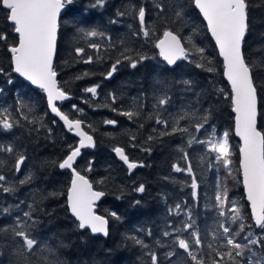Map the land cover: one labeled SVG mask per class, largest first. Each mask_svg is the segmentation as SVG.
I'll list each match as a JSON object with an SVG mask.
<instances>
[{
    "label": "snow or ice",
    "instance_id": "6c2138e0",
    "mask_svg": "<svg viewBox=\"0 0 264 264\" xmlns=\"http://www.w3.org/2000/svg\"><path fill=\"white\" fill-rule=\"evenodd\" d=\"M105 3L106 0H94L92 7L103 8ZM73 4L74 0H0V12L3 13V19L9 29L0 30V46L3 47L8 69H10L9 71L0 66V76L8 77L7 83L12 85L15 81L11 74L15 73L31 85L37 86L46 96L47 109L63 122L68 133L78 138L75 145H68L66 155L54 162L60 170L71 172L67 188L66 211L74 218L73 224L76 230L107 236L109 219L96 214L95 211L96 202L105 195V192L94 190V185L89 178L75 167L77 158L81 156V150L96 146L94 136L85 128H90L92 131L95 129L91 124H86V120L82 118L84 109L73 104V111L81 118L72 119L56 103L71 99L70 93L57 80L54 58L57 53L62 12ZM249 7L248 0H152V10L156 21L162 24V32L156 22L147 20V5L133 4L127 11L118 10L116 13L118 17L130 15L138 20L139 27L132 30L131 36L142 39L158 49L159 57L166 65V71H174L178 61H187L209 73L214 71L212 61L206 55L205 47L197 39L196 27L190 24L189 18L193 11L198 10L199 15L206 22L207 32L215 41L218 54L223 60V76L230 85V93L226 98L230 100L231 111L234 114V134L240 141L239 172L253 221L252 225L245 224L246 218L241 211V205L230 198L227 186L218 179L211 204L217 218L210 228L202 231L197 225L192 208L177 203L168 209L167 214L181 216L183 213L179 226L169 221L167 228L171 231L166 229L162 233L167 242L160 239L155 241L157 248H165L166 251L160 253L152 250L136 235L126 237L143 250V255L149 258L150 264H264V131L258 128L257 84L259 74L264 72V57L259 62L250 61L244 51L246 36L250 30ZM109 23L116 24L118 20L112 19ZM70 26L74 29V38L78 42L82 40L88 48L96 51V61L102 59L99 54L105 47L115 48L119 52V57L104 74L105 79H111L118 71V66L124 62L135 69L145 61L154 58L129 47L123 40L120 42V48H117L112 43V37L98 26H86L78 20H73ZM129 27L132 26L129 25ZM183 30H187V35L183 33ZM158 32L161 34L158 35ZM10 34L15 36L11 43H9ZM97 38L108 41L107 45L95 42ZM74 52L75 57L82 60L84 64L94 62V57L91 55L83 59L86 54L84 47L77 45ZM89 75L90 73L85 71L78 74L75 79H84ZM192 87L193 82L190 79L156 80L151 91V111L148 113V119L155 118V124L161 128L159 130L153 128V132H158V136L149 135L148 141L178 133L187 134V149H191L194 145H201L206 154L212 158L208 167L211 168L213 163H222L231 175L232 149L229 144V132L224 131L221 135L214 126H211V133L201 138L198 134L205 130L206 125H209L211 113L203 108L197 109L191 103L181 104L178 108L173 106L172 91L188 93L192 91ZM98 88L99 85L89 86L84 88L83 92L90 93L91 100L95 101L99 95ZM3 95L4 90L0 88V96ZM148 99V93L141 92L138 97L133 98L127 109L122 110L115 107L118 101L117 93L109 92L103 107L118 112L129 121H134L145 110L146 105L143 101ZM83 102L89 103V100L84 99ZM90 106L93 105L90 104ZM169 106H172L174 110L170 111ZM35 110L34 102L31 100L26 102L23 96L16 92L14 105H0V133H11L17 127H24L25 122L27 125L35 126L39 122L33 116ZM30 116L33 118L30 119ZM52 123L56 124L57 120L54 119ZM103 123L115 126L117 121L105 119ZM140 126L143 127V124ZM41 127H43L42 124ZM32 130L39 131L34 127ZM48 131L51 134V129ZM130 139L135 141L136 137L132 136ZM132 146L135 147V144ZM141 150L151 152V148ZM112 151L127 166L129 173L137 167L145 166L142 162H131L123 147L115 146ZM176 151L183 154L182 160L187 167L173 163L172 170L191 177V196L193 201H197L199 185L189 152L184 145H177ZM0 153L14 158L11 168L7 167L6 159L0 158V168L4 169L0 172V196H14L20 186L32 184L35 176L31 171L24 174L22 178L17 175L22 172V165L27 157L12 142L0 143ZM93 166L94 161L89 160L87 171H92ZM103 182L101 179L96 183ZM133 190L143 193L145 185L141 183ZM140 203L137 200L134 205ZM21 204H25V201L21 200L7 206L0 204V216H11L13 212L17 213L11 225L0 226V234L4 235L5 240L7 241V234L10 232L11 239L16 245L12 253L16 257L14 264H40L41 261L43 264H64L53 246L44 244L41 247V242L33 235V230L39 223L34 217L36 200L27 203L28 210L22 213ZM109 215L114 220L121 219L115 211L110 212ZM237 224L238 228L232 227ZM253 227L259 231L246 230ZM137 231H143V229H137ZM147 235L151 236L152 232L149 230ZM2 254L0 250V255Z\"/></svg>",
    "mask_w": 264,
    "mask_h": 264
},
{
    "label": "trees",
    "instance_id": "16d2710c",
    "mask_svg": "<svg viewBox=\"0 0 264 264\" xmlns=\"http://www.w3.org/2000/svg\"><path fill=\"white\" fill-rule=\"evenodd\" d=\"M248 2L250 30L246 36L244 51L250 61L259 62L264 57V0H248ZM93 3L94 0H74V4L62 12L54 68L59 84L71 95L69 101L59 105L61 110L69 114L72 119L81 118L72 109L73 104L77 105L84 109L82 118L86 120V124H91L95 129L92 131L90 128H85L94 136L96 146L82 150L75 167L89 178L94 189L105 192L96 205V211L109 219V234L102 237L93 235L89 231L76 230L73 224L74 218L66 211L65 194L70 173L67 170H60L54 164L66 155L68 145L76 144V138L68 133L48 111L43 93L13 73L11 77L15 82L12 85H8V77L0 76V88L4 90V95L0 96V105H14L15 93L19 92L26 102L31 100L35 103L36 110L33 116L39 122L35 126L27 125L25 122L24 127H17L11 133H0V143L12 142L25 153L26 162L22 165V172L17 175L22 178L24 174L31 171L35 179L30 185L20 186L14 196H0V204L14 205L23 200L25 204L20 206L22 213L28 210L27 203L36 200L34 217L39 223L33 230V235L41 242V247L44 244L53 246L64 264H150L149 258L143 255V250L132 240L126 239L127 236L136 235L152 250L163 253L166 249L157 248L155 241L160 239L167 242L162 233L166 229L171 231L167 228L168 222L171 221L172 224L179 226L183 216V213L181 216H168L170 207H174L177 203L191 207L197 225L202 231L213 226L217 218L211 207L212 194L217 183L215 164L213 163L211 168L208 167L212 158L206 154L202 146L194 145L191 149H187L188 136L179 133L148 141L149 135L158 136V132H153V128L158 130L161 128L155 124V118L148 119V113L151 111L152 88L157 79H190L193 82L191 92L172 91L173 106L178 108L181 104L191 103L197 109L208 110L211 113L209 125H206L205 130L198 135L201 138L208 136L212 131L211 126H214L218 133L223 130L228 131L234 163L238 169L237 141L231 133L233 114L230 109V100L226 98L229 90L222 75L221 61L197 11L192 12L189 18L190 24L195 25L197 39L205 47L206 55L212 61L214 71L211 73L205 69L196 68L194 64L187 61H178L174 71H166V65L160 60L154 46L131 36L132 30L139 27L138 20L130 15L123 17L116 15L118 10L127 11L133 4L147 5V20L156 22L162 32V24L156 21L152 10V0H106L103 8L92 7ZM112 19L118 20V23L110 24L109 21ZM73 20H78L86 26H98L112 37V43L117 48H120V42L123 40L129 47L154 58L145 61L135 69L124 62L118 66V71L111 79H105L104 74L119 57V52L115 48L105 47L99 54L102 59L96 61V51L88 48L84 41L78 42L74 38V29L70 26ZM129 25L132 27L130 28ZM0 30H9L2 12H0ZM177 30L181 29L177 28ZM183 33L187 35V30H183ZM14 39V34H10L9 43ZM95 42H102L105 45L108 43L98 38ZM77 45L85 48L86 54L83 59L91 55L94 57L93 63L84 64L82 60L75 57L74 48ZM0 66L8 69L2 46H0ZM85 71L90 75L84 79H75L78 74ZM259 75L260 78L257 80L258 128L264 131V72ZM93 85H99V95L95 101L91 100L90 93L83 92L84 88ZM109 92L117 93L118 101L115 107L122 110L127 109L133 98L138 97L141 92L148 93L149 99L143 101L146 107L141 116L134 121H129L118 112L103 107ZM84 99H88L89 103H84ZM169 110L173 111L174 108L169 106ZM54 119L57 120L56 124L52 123ZM105 119L116 120L117 124L105 125L103 123ZM141 124L143 127L140 126ZM33 127L39 131L32 130ZM48 129H51V134ZM132 136L136 137L135 141L130 139ZM133 144L135 147L132 146ZM177 145H184L189 152L199 185L197 201H193L191 196V177L172 170L173 163L187 167L182 160L183 154L176 151ZM115 146L123 147L131 162H142L145 166L137 167L129 173L127 166L114 155L112 148ZM142 148H151V152L142 151ZM0 158L6 159L7 167L11 168L14 163L12 156L0 153ZM89 160L94 161L93 170L90 172L87 171ZM2 171L4 169L0 168V172ZM101 179L104 181L102 184L96 183ZM141 183L145 185V191L135 192L133 189ZM237 188L241 203L246 206L239 182ZM51 193L55 195H50ZM137 200L141 203L134 205ZM112 211H115L121 219L111 218L109 213ZM16 214L13 212L11 216H0V226L11 225ZM244 216L247 223L252 225L245 208ZM137 229H143V231H137ZM249 229L257 231L254 227ZM149 230L152 232L151 236L147 235ZM7 237L6 241L4 235L0 234V250L3 252L0 255V264H10V262L14 264L16 259L12 254L16 245L11 239L10 232ZM40 264L43 262L41 261Z\"/></svg>",
    "mask_w": 264,
    "mask_h": 264
},
{
    "label": "rangeland",
    "instance_id": "374dc122",
    "mask_svg": "<svg viewBox=\"0 0 264 264\" xmlns=\"http://www.w3.org/2000/svg\"><path fill=\"white\" fill-rule=\"evenodd\" d=\"M226 131L223 130L220 132V134L222 135V133ZM230 144V141H229ZM230 146H232V144H230ZM232 149V148H231ZM231 160H232V164H231V175L228 174V170H226L223 166V164H215V172L217 175V180L219 179L223 184H225L227 186L228 192H229V196L231 199L237 201L240 205H241V211L244 214V208L246 209V206L243 205L241 203V198H240V194L238 192V182H239V172L238 169L236 168V165L234 163V157L233 154L231 156ZM245 224L249 225L247 223V221L245 220ZM238 224L237 225H233V228H238ZM246 230H251L249 228H246Z\"/></svg>",
    "mask_w": 264,
    "mask_h": 264
},
{
    "label": "water",
    "instance_id": "95a60500",
    "mask_svg": "<svg viewBox=\"0 0 264 264\" xmlns=\"http://www.w3.org/2000/svg\"><path fill=\"white\" fill-rule=\"evenodd\" d=\"M197 12H198V10H196ZM199 14V13H198ZM200 16V15H199ZM200 18L202 19V17L200 16ZM202 21H203V19H202ZM203 23H204V25H205V28H206V22H204L203 21ZM206 31H207V28H206ZM208 33V32H207ZM208 35H209V37H210V39L212 40V42H213V44H214V47H215V49H216V52H217V55H218V57L220 58V60H221V64H222V75H223V60H222V58L219 56V54H218V49L216 48V46H215V41L212 39V37L210 36V34L208 33ZM157 50V52H159V50L158 49H156ZM159 55V54H158ZM161 60H162V58H161ZM14 75H16L17 77H19L18 76V74H15V73H13ZM21 80H23L25 83H27V84H29L31 87H33V88H37V89H39L37 86H34V85H31L30 84V82H28V81H25L22 77H19ZM223 78H224V76H223ZM224 80H225V82L227 83V85H228V88H229V91H230V85H229V83H228V81L224 78ZM43 93V92H42ZM43 95H44V98H45V102H46V96H45V94L43 93ZM67 101V100H66ZM59 102H61V101H57L56 103H59ZM64 102V101H63ZM231 103V102H230ZM47 105V104H46ZM49 111V110H48ZM50 112V111H49ZM51 113V112H50ZM53 115V114H52ZM233 117H234V114H233ZM57 118V120L59 121V118L58 117H56ZM61 122V124L63 125V122L62 121H60ZM231 131H232V134H233V136L236 138V140L238 141V147H237V155H238V161H237V163H238V168H239V144H240V141H239V137H237V136H235V134H234V119H232V127H231ZM73 135V134H72ZM74 136V135H73ZM75 137V136H74ZM76 139H77V141H76V143L78 142V138L76 137ZM85 149H87V148H85ZM115 154V153H114ZM116 156V155H115ZM118 158V157H117ZM119 159V158H118ZM68 172L70 173V177H71V172H70V170H68ZM81 174H83V173H81ZM239 176H240V172H239ZM70 177H69V180H68V186H69V182H70ZM241 180H242V178L240 177V185H241V190H242V194H243V199H244V201H245V203H246V206H247V209H248V212H249V214H250V216H251V209H250V206H249V203H248V201H247V199H246V196H245V193H244V189H243V184H242V182H241ZM68 186H67V188H68ZM94 190H97V189H94ZM98 191H100V190H98ZM102 199V198H101ZM100 199V200H101ZM65 200H67V189H66V194H65ZM99 200V201H100ZM99 201H97L96 202V204L99 202ZM95 209H96V207H95ZM96 211V210H95ZM70 214V213H69ZM96 214H98V215H102V214H100V213H98L97 211H96ZM104 216V215H103ZM90 232V231H89ZM97 235H101V236H103L104 237V235L103 234H97Z\"/></svg>",
    "mask_w": 264,
    "mask_h": 264
}]
</instances>
